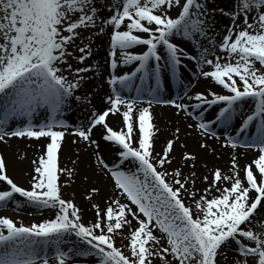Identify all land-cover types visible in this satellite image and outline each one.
<instances>
[{
  "label": "snow or ice",
  "instance_id": "1",
  "mask_svg": "<svg viewBox=\"0 0 264 264\" xmlns=\"http://www.w3.org/2000/svg\"><path fill=\"white\" fill-rule=\"evenodd\" d=\"M105 66L98 109L87 84ZM73 105L90 106L75 125ZM154 105L175 121L157 126ZM70 129L110 185L85 188L87 220L63 192L80 174L81 149L59 164ZM13 138L44 150L27 187L0 154V209L40 218L0 214V264H264V0H0V144Z\"/></svg>",
  "mask_w": 264,
  "mask_h": 264
},
{
  "label": "bare ground",
  "instance_id": "2",
  "mask_svg": "<svg viewBox=\"0 0 264 264\" xmlns=\"http://www.w3.org/2000/svg\"><path fill=\"white\" fill-rule=\"evenodd\" d=\"M216 3L219 4L222 7H226L229 5L230 0H216ZM222 23H227V17L223 18ZM222 26V25H218ZM100 41H98L99 43ZM104 56V48H101L99 51V57L102 58ZM107 80V66L101 69V75L99 77H96L94 79H91L88 81L87 88L89 91H92L93 95L91 97L92 105H94L96 108L100 109L103 107H106L104 104V97L106 94L110 92V86L106 83ZM196 87L200 90H203L204 84L202 82H195ZM195 90V89H194ZM83 91V90H82ZM176 93V89L173 88L171 91V95L174 98ZM127 95V93H123ZM131 95H135V93H131ZM167 96V93H165ZM147 99V97H145ZM89 105H73V108L71 111L67 112L65 115V119L72 125H75L77 123L83 122L86 117L88 116V109ZM153 114L155 117V123L157 126H164L168 124L169 120L175 121V117L173 116L174 109H172L170 106L166 105H154ZM37 119H40L38 117ZM110 123L115 126L118 122L117 117L111 116L109 117ZM187 122H192L190 119ZM73 129H70L69 132H66L65 138L62 141V148L59 153V164L60 166H63L64 164H69L70 161L69 158H75L77 149H81L80 151V160L78 161V168H79V175L76 177L75 184L72 185L71 188H64L63 192L66 198H71L73 195V191H75V200L77 203L81 204L82 207H85L84 212V218L91 219L92 218V212L88 211L86 208V203L83 201L82 193L84 192L85 188L88 186L89 183H95L97 186H100L102 188V195L105 191H110V185L107 178L100 179L99 177L95 176L93 173V168L90 166L92 164V161L89 159V154L87 152H84L83 145L81 144H74L73 140L75 137L70 134V132ZM218 133H222V129H215ZM95 138H99V130H94ZM45 143L44 138H41V140H28V139H16L13 138L8 145L0 144V154H2L5 158V160L8 162V171L9 175L13 177V179L18 183H21V185H24L27 187V181L28 176L25 175V173L29 172L31 169L30 160L35 158L37 155H39L44 149L43 145ZM209 143H212L218 150H219V144L214 141H209ZM188 149L196 152L198 158L204 159L207 158L209 162H213L211 157H204V154L201 152V150L198 148L196 137H190L187 140ZM159 147V142L157 144ZM21 150L23 152H26L27 156L24 160H17L16 159V153L17 150ZM101 149L103 154L106 158L111 160L113 157V151L109 148L105 147L104 142L101 141ZM91 151V150H89ZM182 151L181 149L177 148L176 151V157L177 160L179 159V153ZM229 150L225 149L222 152V160L220 163H222L223 159L227 157V152ZM250 156L251 153H248ZM247 157H241V164L245 162ZM175 163V162H174ZM88 174L90 177L89 182H84L82 180L83 174ZM63 179V177H61ZM99 199V198H98ZM31 210L29 209H22V210H14L13 207L9 206L3 209H0V214H5L8 216L16 217L17 219H22L25 223H29L32 221H35L39 219L40 217L35 214H30ZM47 215V213H45Z\"/></svg>",
  "mask_w": 264,
  "mask_h": 264
},
{
  "label": "rangeland",
  "instance_id": "3",
  "mask_svg": "<svg viewBox=\"0 0 264 264\" xmlns=\"http://www.w3.org/2000/svg\"><path fill=\"white\" fill-rule=\"evenodd\" d=\"M18 184H21V183L18 182Z\"/></svg>",
  "mask_w": 264,
  "mask_h": 264
}]
</instances>
